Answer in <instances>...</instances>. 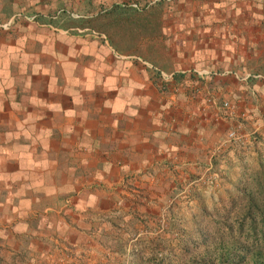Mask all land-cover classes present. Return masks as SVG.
I'll return each instance as SVG.
<instances>
[{"label": "crops", "instance_id": "obj_1", "mask_svg": "<svg viewBox=\"0 0 264 264\" xmlns=\"http://www.w3.org/2000/svg\"><path fill=\"white\" fill-rule=\"evenodd\" d=\"M128 1L143 2L0 0V21L15 11L35 14L33 21L18 17L0 29V67L6 64L0 73V243L10 240L13 254L24 238L49 244L57 235L73 240L93 229L85 206L92 184L85 189L77 184L96 166L107 170L121 157L117 173L126 175L161 162L168 150L208 159L220 135L237 121L224 116L218 104L229 97L225 87L231 76L201 82L182 77L184 82L162 90L147 64L166 71L203 65L264 77L261 0L182 1L172 6L174 16L153 7L161 23L150 39L159 62L144 56L141 63L107 36L102 41L73 33L88 27L104 33L109 20L147 21L146 12L121 5ZM109 11L111 16L103 15ZM146 36L138 34L140 40ZM110 48L124 58H115ZM241 124L247 129L249 121ZM84 143L90 150L81 156L85 163L79 156ZM66 196L86 214L40 213Z\"/></svg>", "mask_w": 264, "mask_h": 264}, {"label": "rangeland", "instance_id": "obj_2", "mask_svg": "<svg viewBox=\"0 0 264 264\" xmlns=\"http://www.w3.org/2000/svg\"><path fill=\"white\" fill-rule=\"evenodd\" d=\"M148 1H140L139 4L143 6ZM182 1L194 0L167 3L152 1L140 9L151 18H146L147 21L145 18H139L136 22L121 19L113 25L109 20L104 33L89 27L73 29V33L102 41H106L107 36L110 42L117 40L121 48L135 53L132 58L140 61V58L146 56L151 61L159 62L160 54L154 52L150 36L161 22L156 17V10L152 8L161 6L164 13L174 16L172 6L178 7ZM103 15L109 17L111 13L109 11ZM138 34L148 36L140 40ZM110 51L115 58H124V55L111 48ZM5 65L1 64L0 73ZM146 66L151 71L157 67L149 64ZM34 67L43 70L39 65ZM227 86L225 91L233 104L231 116L234 118L235 114L237 116L239 111L244 110L246 118L241 121H249V126L244 129L240 123L238 129L251 132L264 116V78L250 77L241 81L233 79ZM233 94L236 96L233 97ZM239 96L242 99L241 105L236 104ZM236 123L226 128L216 146L230 127L237 126ZM244 140L243 143L223 144L219 148L213 146L208 153L209 158L203 160L179 157L173 150H168L164 152L166 157L161 162L152 161L126 175L117 173L121 172L118 167L124 163L121 157L114 161V167L107 170L96 166L97 170H93L90 175H82L81 182H77V189H85L88 183L92 184L88 187L92 188L89 193L91 203L85 206L91 210L88 214L92 216L88 217L93 220V229L89 232L81 231L73 240L69 237L58 239L57 235L56 240L49 244L39 239L33 244L24 238L14 254L11 252L16 246L10 240L8 243H0V264H205L199 259L201 248L193 243L198 233L195 230L198 217L203 210L211 213L214 207L239 196L248 182L254 180L250 178L251 175L259 179L264 176V128L251 132ZM80 147V157L90 152L85 143ZM80 160L86 162L82 157ZM45 210L40 213L50 212L54 218L86 214V208L83 210L75 207L71 196H66L61 204ZM79 220L85 223L84 217ZM3 236L4 233L0 231V239Z\"/></svg>", "mask_w": 264, "mask_h": 264}, {"label": "trees", "instance_id": "obj_3", "mask_svg": "<svg viewBox=\"0 0 264 264\" xmlns=\"http://www.w3.org/2000/svg\"><path fill=\"white\" fill-rule=\"evenodd\" d=\"M171 1L174 0H160L166 3ZM260 2V7H264V0ZM8 28L0 27L4 30ZM153 75L164 90L170 83L182 82V77L201 82L183 74H175L167 82ZM253 176L250 178L254 180L248 182L239 196L214 207L211 213L203 210L198 217L195 224L198 233L193 243L201 248L199 259L203 263L264 264V176L260 179Z\"/></svg>", "mask_w": 264, "mask_h": 264}, {"label": "built area", "instance_id": "obj_4", "mask_svg": "<svg viewBox=\"0 0 264 264\" xmlns=\"http://www.w3.org/2000/svg\"><path fill=\"white\" fill-rule=\"evenodd\" d=\"M152 1H160V0H150L148 2H145V4L142 6L140 5L138 2L136 1H128V2H123L121 3L122 6L126 5V6H131L134 8H138L141 9L142 7H145L148 5V3L152 2ZM140 5V6H139ZM22 18V19H26V20H35V14H30V13H26L24 11H15L11 14V16H9L8 19L0 21V27L2 28H7L11 21L15 18ZM153 74H155L157 77H159L161 79V81H169L173 78V76L175 74H183V75H187L190 77H195L198 80L201 81H206L209 78H215V77H226V76H231L233 79L236 80H245L248 79L250 77H263L261 74L257 73V72H250V71H245L242 73L236 72L234 70H231L229 68H210V67H206L203 65H189L187 67H182V68H175L174 70H163L160 69L158 67H154L152 69ZM264 78V77H263ZM176 86H174L172 88V92H174L176 90ZM219 107L221 109V112H223L224 116H226L227 118L232 117L231 112L233 111L232 109V102L229 100V98L224 97V98H220V102H218ZM245 112L244 110H241L237 113V116L235 114V118L237 119V126L235 127H230L227 132H226V136L223 137L221 139V141H219L218 145L216 146L217 148L222 147V145L224 144H236V143H243L246 139L249 137V135L251 134V132L255 131V130H259L261 127L264 128V116L260 119L259 122H257V124H255L252 128V131H246V132H241L238 127L240 126V123L242 122L241 120H243V118L245 119ZM218 117V116H215ZM240 122V123H239ZM216 149V148H215ZM214 149V150H215ZM213 150V151H214Z\"/></svg>", "mask_w": 264, "mask_h": 264}]
</instances>
